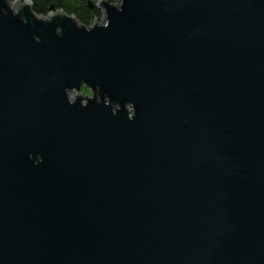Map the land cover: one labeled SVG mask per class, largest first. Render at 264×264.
Instances as JSON below:
<instances>
[{
    "label": "water",
    "instance_id": "1",
    "mask_svg": "<svg viewBox=\"0 0 264 264\" xmlns=\"http://www.w3.org/2000/svg\"><path fill=\"white\" fill-rule=\"evenodd\" d=\"M98 7L0 0V264H264V0Z\"/></svg>",
    "mask_w": 264,
    "mask_h": 264
},
{
    "label": "trees",
    "instance_id": "2",
    "mask_svg": "<svg viewBox=\"0 0 264 264\" xmlns=\"http://www.w3.org/2000/svg\"><path fill=\"white\" fill-rule=\"evenodd\" d=\"M110 2L115 0H108ZM86 0H38L33 5V10L37 15H47L50 5H53L54 9H63L68 14H74L80 23L85 25L91 24L95 18L100 16L98 11L86 12L85 4Z\"/></svg>",
    "mask_w": 264,
    "mask_h": 264
},
{
    "label": "flooded vegetation",
    "instance_id": "3",
    "mask_svg": "<svg viewBox=\"0 0 264 264\" xmlns=\"http://www.w3.org/2000/svg\"><path fill=\"white\" fill-rule=\"evenodd\" d=\"M18 1H24V0H18ZM37 1L38 0H30V2H31V4H32V8H33V5L35 4V3H37ZM87 2H86V4H85V9H86V12H96V11H98L99 13H100V16L98 17V18H95L94 19V21L95 20H98V21H100L101 20V18H102V10L98 7V2H99V0H86ZM107 2H109V3H114L115 1H112V2H110V1H108V0H106ZM50 6H52L53 7V5H50ZM53 10L54 11H57V10H61V11H64L63 9H54V7H53ZM65 12V11H64ZM49 13V12H48ZM66 13V12H65ZM68 14V13H67ZM74 15V14H73ZM76 17V16H75ZM77 18V17H76ZM93 21V22H94ZM93 22H91V23H93ZM82 89H86V88H84V87H82ZM88 90V89H87ZM89 91V90H88Z\"/></svg>",
    "mask_w": 264,
    "mask_h": 264
},
{
    "label": "rangeland",
    "instance_id": "4",
    "mask_svg": "<svg viewBox=\"0 0 264 264\" xmlns=\"http://www.w3.org/2000/svg\"><path fill=\"white\" fill-rule=\"evenodd\" d=\"M83 95H90V92L87 89H81Z\"/></svg>",
    "mask_w": 264,
    "mask_h": 264
}]
</instances>
